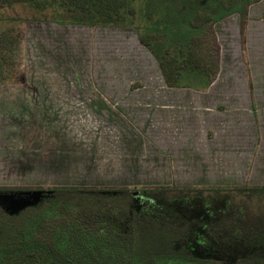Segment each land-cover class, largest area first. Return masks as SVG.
Segmentation results:
<instances>
[{
    "label": "rangeland",
    "instance_id": "1",
    "mask_svg": "<svg viewBox=\"0 0 264 264\" xmlns=\"http://www.w3.org/2000/svg\"><path fill=\"white\" fill-rule=\"evenodd\" d=\"M57 2L36 12L28 3L0 7V38L12 45L0 56V206L16 212L60 187L107 195L127 189L150 264H264V194L247 190L256 185L165 181L181 170L169 166L174 156L145 134L147 144L137 140L135 109H127L142 68L136 30L80 21L92 10ZM75 205L67 222L76 210L103 229L119 226L108 213L113 207ZM167 240L192 259L152 258L166 255ZM82 241L78 251L58 241V252L45 254L61 264H133L130 247Z\"/></svg>",
    "mask_w": 264,
    "mask_h": 264
},
{
    "label": "trees",
    "instance_id": "2",
    "mask_svg": "<svg viewBox=\"0 0 264 264\" xmlns=\"http://www.w3.org/2000/svg\"><path fill=\"white\" fill-rule=\"evenodd\" d=\"M255 1L258 0H0V7L28 3L36 12L57 2L69 9L92 10L86 19L78 18L92 25L132 26L140 43L154 56L169 86L204 89L218 69L212 23L234 12L243 22L247 6ZM127 17L129 20L125 21ZM149 22H156L155 27ZM8 41L6 36H1L2 58L4 55L1 52L6 46H12ZM49 190L53 193L47 199L25 206L15 213H5L0 209V264H61L48 258L45 253H57L58 241H63L67 246L71 243V247L78 251L85 247L84 239L94 245L110 243L130 247L134 253L133 264H150L148 249L139 246L146 242L136 240V234L146 229L142 228V224L135 228L132 194L127 189L118 190L117 195L92 189L82 192L62 187ZM247 190L264 194V186ZM72 199H76L73 202L76 207L83 205L89 208L87 211L96 206L101 210L104 206L113 207L108 213L119 219V226L116 229H103L100 224L82 220L83 217H78L80 212L76 210L67 222L66 213L73 206ZM58 219L65 221L59 222ZM170 241H164L168 250L166 255L153 253L152 258L160 255L192 259L193 256H189L183 247L177 251L169 248ZM153 264L158 263L153 261Z\"/></svg>",
    "mask_w": 264,
    "mask_h": 264
},
{
    "label": "crops",
    "instance_id": "3",
    "mask_svg": "<svg viewBox=\"0 0 264 264\" xmlns=\"http://www.w3.org/2000/svg\"><path fill=\"white\" fill-rule=\"evenodd\" d=\"M212 29L218 69L204 89L169 86L135 31L142 68L127 109H135L137 140L147 144L145 134L149 145L174 156L168 164L181 170L165 181L264 185V0L247 6L243 22L234 12Z\"/></svg>",
    "mask_w": 264,
    "mask_h": 264
},
{
    "label": "flooded vegetation",
    "instance_id": "4",
    "mask_svg": "<svg viewBox=\"0 0 264 264\" xmlns=\"http://www.w3.org/2000/svg\"><path fill=\"white\" fill-rule=\"evenodd\" d=\"M48 190H49V189H48ZM2 193L5 194L4 191L0 189V194H2ZM52 193H53L52 190L49 191V192H47V193H44V194L42 195V197L40 198V200H39L37 203H40V202H42L44 199H47L50 195H52ZM37 203H36V204H37ZM0 209L3 210L5 213H15V212H6L1 206H0ZM17 211H18V210H17ZM17 211H16V212H17Z\"/></svg>",
    "mask_w": 264,
    "mask_h": 264
},
{
    "label": "water",
    "instance_id": "5",
    "mask_svg": "<svg viewBox=\"0 0 264 264\" xmlns=\"http://www.w3.org/2000/svg\"><path fill=\"white\" fill-rule=\"evenodd\" d=\"M48 192L50 191V190H47ZM33 193H36V191H32ZM39 193V192H38ZM40 200V199H39ZM37 203V202H36ZM35 203V204H36ZM30 205H34V203L33 204H30ZM28 206V205H27ZM25 207V206H24ZM23 208V207H22ZM20 210V209H19Z\"/></svg>",
    "mask_w": 264,
    "mask_h": 264
}]
</instances>
